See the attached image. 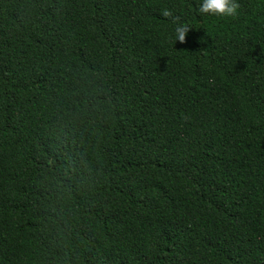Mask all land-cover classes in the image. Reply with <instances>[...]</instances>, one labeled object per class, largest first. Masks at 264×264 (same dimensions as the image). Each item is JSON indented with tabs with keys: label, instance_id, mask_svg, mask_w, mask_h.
<instances>
[{
	"label": "trees",
	"instance_id": "1",
	"mask_svg": "<svg viewBox=\"0 0 264 264\" xmlns=\"http://www.w3.org/2000/svg\"><path fill=\"white\" fill-rule=\"evenodd\" d=\"M236 2L0 0V264H264V0Z\"/></svg>",
	"mask_w": 264,
	"mask_h": 264
},
{
	"label": "clouds",
	"instance_id": "2",
	"mask_svg": "<svg viewBox=\"0 0 264 264\" xmlns=\"http://www.w3.org/2000/svg\"><path fill=\"white\" fill-rule=\"evenodd\" d=\"M237 10L238 4L236 0H199L197 8L198 13L208 14L211 16H233L237 13ZM162 15L168 17L170 15V11L164 9L162 10ZM188 28V24H176L173 30L174 40L183 43Z\"/></svg>",
	"mask_w": 264,
	"mask_h": 264
}]
</instances>
